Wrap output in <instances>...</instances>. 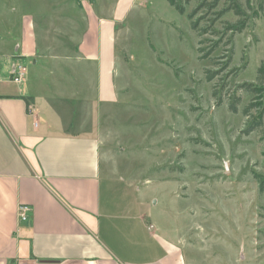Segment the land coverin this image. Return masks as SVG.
Returning a JSON list of instances; mask_svg holds the SVG:
<instances>
[{
  "label": "rangeland",
  "instance_id": "obj_1",
  "mask_svg": "<svg viewBox=\"0 0 264 264\" xmlns=\"http://www.w3.org/2000/svg\"><path fill=\"white\" fill-rule=\"evenodd\" d=\"M13 1L0 0V28L5 18L19 15ZM25 1L40 17L50 5L54 13L44 20V30L64 44L73 43L75 32L84 30L85 11L91 18V8L118 24L115 38L123 62L119 83L126 92L104 119L105 166L119 171L125 181L133 176L148 200H169L178 191L177 206L186 211L181 227L191 229L187 261L264 264V193L255 178L264 175V120L248 132L263 107L246 117L244 109L258 99L241 89L244 84L258 86V70L264 67V11L254 15L264 0H253L252 8L247 0H237L249 22L231 46L225 28L239 18L233 12L216 15L228 7L226 0L194 18L199 33L188 16L199 0L185 5V14L168 0ZM21 21L27 32L30 18ZM204 30L208 33L200 36ZM200 48L203 56L217 49L200 60ZM225 64L228 69L221 71ZM206 71L221 73L209 83ZM235 97L240 98L237 113L229 108ZM146 179L152 181L148 187Z\"/></svg>",
  "mask_w": 264,
  "mask_h": 264
},
{
  "label": "crops",
  "instance_id": "obj_2",
  "mask_svg": "<svg viewBox=\"0 0 264 264\" xmlns=\"http://www.w3.org/2000/svg\"><path fill=\"white\" fill-rule=\"evenodd\" d=\"M13 2L19 15L0 28V264H190L178 191L148 200L133 176L105 166L104 119L126 92L118 24L91 8L64 44L44 30L50 5L40 17ZM23 204L32 207L26 223Z\"/></svg>",
  "mask_w": 264,
  "mask_h": 264
},
{
  "label": "trees",
  "instance_id": "obj_3",
  "mask_svg": "<svg viewBox=\"0 0 264 264\" xmlns=\"http://www.w3.org/2000/svg\"><path fill=\"white\" fill-rule=\"evenodd\" d=\"M169 3L171 4V6H173L179 13L181 14H185L186 13V8L185 5L190 4L193 0H168ZM222 0H213V1H208V0H199V4L196 7V9H194L188 16L189 19L192 22V28L195 32L199 33V20L198 21H194V18L201 13L202 11H214L218 8L219 4L221 3ZM228 3V7L220 12H218L216 15H218V17L222 18L224 15H226L227 13L233 12L234 15L236 17L239 18V20L235 23V24H228L225 28V33L228 34L230 33L231 36L228 40V44L227 46H231L233 44V38L237 35V34H241L243 33V31H245L248 27V22H249V18L246 17L245 12L241 6L240 3L237 2V0H226ZM252 1L253 0H247V3L249 5L250 8H252ZM260 11H264V4L260 5V8L257 12L254 13L255 17H259V12ZM201 19V18H200ZM208 30H204L202 33H200V36L207 34ZM217 47L219 46V43L216 45ZM217 49V48H215ZM211 50L210 52H208L206 55H202L204 53L203 49H199V54L202 55L200 57V60H205L208 59L212 53L215 51ZM229 65L225 64L223 70L221 71H225V69H228ZM221 71H217V72H211V71H206V78L207 81L209 83L213 82L216 77H218V75L221 73ZM258 82L259 85L258 86H254L252 84H244L241 86V89L245 90V92L247 94H250L254 97H256V99H258V102L248 106L247 108L244 109L243 114L246 117H250L251 112L254 108H262V110H260V114L258 116L257 119H255L253 121V123L250 125L248 132H253L256 131L259 127H261L263 125V120H264V67H261L258 70ZM213 95L215 98H218L219 93L214 90ZM25 101L27 102V104H29V98H25ZM218 105H222L223 104V100L219 99L217 101ZM240 104V98H234V100L232 102H230L229 108L233 113H237L238 112V105ZM255 178L258 182L259 185V189L261 193H264V175L262 174H255Z\"/></svg>",
  "mask_w": 264,
  "mask_h": 264
},
{
  "label": "built area",
  "instance_id": "obj_4",
  "mask_svg": "<svg viewBox=\"0 0 264 264\" xmlns=\"http://www.w3.org/2000/svg\"><path fill=\"white\" fill-rule=\"evenodd\" d=\"M25 74H26L25 68L15 69V77L13 78V80L17 83H21L25 78ZM31 212H32V207L30 205H26V204L20 205L18 211L20 221L22 223L28 222Z\"/></svg>",
  "mask_w": 264,
  "mask_h": 264
}]
</instances>
